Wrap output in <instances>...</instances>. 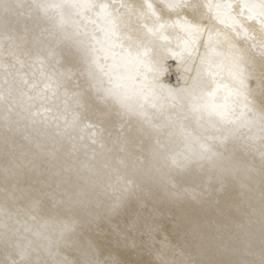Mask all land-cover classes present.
<instances>
[{"label":"bare ground","instance_id":"bare-ground-1","mask_svg":"<svg viewBox=\"0 0 264 264\" xmlns=\"http://www.w3.org/2000/svg\"><path fill=\"white\" fill-rule=\"evenodd\" d=\"M67 2L0 0V152L11 153L0 156V264L21 253L27 264L258 262L264 105L256 99L215 128L166 94L147 116L125 113L89 76L80 17L49 7ZM244 47L251 69L264 71V52ZM165 63L160 82L171 88L195 74L171 56ZM68 104L70 115L57 112ZM52 181L55 209L70 210L60 221L34 196L52 197L43 189Z\"/></svg>","mask_w":264,"mask_h":264},{"label":"snow or ice","instance_id":"snow-or-ice-1","mask_svg":"<svg viewBox=\"0 0 264 264\" xmlns=\"http://www.w3.org/2000/svg\"><path fill=\"white\" fill-rule=\"evenodd\" d=\"M49 7L80 17L89 76L127 114L159 110L166 94L215 128L235 124L243 116L237 110L251 112L256 99L264 105V71L251 69L244 47L264 52V0H68ZM251 22L259 25V41ZM169 56L194 70L183 87L160 82ZM21 257L12 264H27ZM253 264H264V254Z\"/></svg>","mask_w":264,"mask_h":264},{"label":"rangeland","instance_id":"rangeland-1","mask_svg":"<svg viewBox=\"0 0 264 264\" xmlns=\"http://www.w3.org/2000/svg\"><path fill=\"white\" fill-rule=\"evenodd\" d=\"M76 82H77V80H72L71 86L74 87L76 85L75 84ZM10 111H12V108H10ZM62 111H66L70 115L71 112H72V108L70 107L69 104L67 106H58L57 112H62ZM8 123L11 125L10 122H8ZM9 128L10 127H5V130H9ZM22 138H21V140H22ZM0 153H2V152H0ZM10 154L11 153L9 151H6V152L2 153L0 156H2V157H8V160H11ZM75 155H77V154H74L73 156H75ZM12 157H13V155H12ZM33 178H34V180H33ZM31 180H33V182H36L38 180V176L35 174L34 176L31 177L30 181ZM8 184H9V188L11 189V186H10L11 180H10V182ZM53 185H54V182L52 181V182H50L48 184V187L47 188H43V189H48V188L51 189L52 190V197L51 196H46V194L39 193V192H36L34 194V196L43 198V200H44L45 214H46L47 217H50V219H51V216H52L53 218H57V221H60L59 219L61 217L62 218H66L69 215L68 213H69L70 210H68L67 208H58L57 210L55 209L56 208L55 207L56 205L53 202L54 201V195H55V192H53V189H52ZM67 205H68V207H71L69 204H67ZM26 206H27V203H26ZM53 210H56V212L53 211ZM72 213L74 215H76V218H79L80 217V213L79 212H72Z\"/></svg>","mask_w":264,"mask_h":264}]
</instances>
